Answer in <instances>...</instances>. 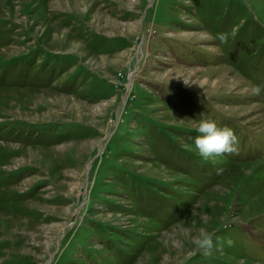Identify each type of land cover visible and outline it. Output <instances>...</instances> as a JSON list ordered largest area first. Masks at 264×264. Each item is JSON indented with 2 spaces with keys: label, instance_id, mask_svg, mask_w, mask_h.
<instances>
[{
  "label": "rangeland",
  "instance_id": "rangeland-1",
  "mask_svg": "<svg viewBox=\"0 0 264 264\" xmlns=\"http://www.w3.org/2000/svg\"><path fill=\"white\" fill-rule=\"evenodd\" d=\"M0 264H264V0H0Z\"/></svg>",
  "mask_w": 264,
  "mask_h": 264
},
{
  "label": "clouds",
  "instance_id": "clouds-1",
  "mask_svg": "<svg viewBox=\"0 0 264 264\" xmlns=\"http://www.w3.org/2000/svg\"><path fill=\"white\" fill-rule=\"evenodd\" d=\"M215 39L220 43L227 40L225 33H217ZM261 86H256L252 89L253 93L259 95L261 93ZM196 135L194 137L195 149L203 160H210L216 157H221L226 153H234L236 149L237 137L233 130L228 127H218L217 123L209 119H201L196 128ZM223 169H217L219 174ZM219 238H215L213 234L207 231H201L194 239L193 243L198 249H202L207 255L217 246ZM227 245H232V240L225 241Z\"/></svg>",
  "mask_w": 264,
  "mask_h": 264
}]
</instances>
